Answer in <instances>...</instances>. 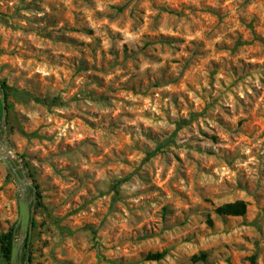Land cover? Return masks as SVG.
<instances>
[{
  "label": "rangeland",
  "instance_id": "374dc122",
  "mask_svg": "<svg viewBox=\"0 0 264 264\" xmlns=\"http://www.w3.org/2000/svg\"><path fill=\"white\" fill-rule=\"evenodd\" d=\"M2 84L20 264H264V0H0Z\"/></svg>",
  "mask_w": 264,
  "mask_h": 264
},
{
  "label": "water",
  "instance_id": "95a60500",
  "mask_svg": "<svg viewBox=\"0 0 264 264\" xmlns=\"http://www.w3.org/2000/svg\"><path fill=\"white\" fill-rule=\"evenodd\" d=\"M0 95H1V102L3 106V112H5V93L3 87L0 85ZM2 144V143H1ZM7 167L15 173V177L18 183L21 185L20 190V199L18 202L19 208V217L17 227L19 229V235L16 239L12 251H11V259L10 264H18L17 258L22 254L23 245L25 239L29 236L31 228H32V214H31V202L32 199L27 198V191L30 189L33 193H36V188L28 182L27 176L25 174L24 167H20V174H17L15 171V165L12 161H5Z\"/></svg>",
  "mask_w": 264,
  "mask_h": 264
},
{
  "label": "trees",
  "instance_id": "16d2710c",
  "mask_svg": "<svg viewBox=\"0 0 264 264\" xmlns=\"http://www.w3.org/2000/svg\"><path fill=\"white\" fill-rule=\"evenodd\" d=\"M1 86L4 89L5 97L7 98L6 87L4 84H2ZM33 100L37 103L45 104L44 101H41L37 98L33 97ZM28 193L30 195H36L37 197L39 196L38 193L35 194L30 189L28 190ZM32 207H34L33 201L31 202V208ZM215 213L217 215H220V216H231V217L243 216L246 213V204L242 201H237L234 203L225 204L223 206L216 208ZM33 226H34V223H33ZM18 233H19V229L12 228L8 232L0 235V257L3 260V264H10L12 247H13L16 239H17ZM28 240H29V238L27 237L25 239V242L23 245L24 249L28 245ZM24 258H26V253H22L17 258V263L20 264L21 261L24 260ZM162 258H163V254H155V255H148L147 256V259L152 260V261H158V260H161Z\"/></svg>",
  "mask_w": 264,
  "mask_h": 264
}]
</instances>
